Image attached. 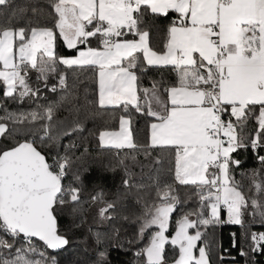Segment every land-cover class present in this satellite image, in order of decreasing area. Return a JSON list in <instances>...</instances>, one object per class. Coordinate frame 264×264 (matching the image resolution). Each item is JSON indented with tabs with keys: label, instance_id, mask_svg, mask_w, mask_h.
Wrapping results in <instances>:
<instances>
[{
	"label": "snow or ice",
	"instance_id": "snow-or-ice-1",
	"mask_svg": "<svg viewBox=\"0 0 264 264\" xmlns=\"http://www.w3.org/2000/svg\"><path fill=\"white\" fill-rule=\"evenodd\" d=\"M9 3L0 0V6ZM50 7L51 26L0 27L3 95L21 102L38 98L41 88L30 82L33 72L54 93L66 86L59 66L94 69L98 107L124 113L118 130L99 133L100 146L166 150L174 158L175 183L189 186L197 199L195 208L181 209L184 201L174 186L157 182L156 200L139 217V236L155 231L137 255L146 257V264H167L165 251L171 246L177 253L172 264H211L204 232L225 222L222 213L227 223L244 226L251 210L252 223L259 216L264 226V184L258 174H252L247 192L233 176L241 163L235 153L264 150V0H50ZM170 14L158 50L148 19ZM93 39L98 46H92ZM58 43L72 55H60ZM148 68L171 69L176 80L144 87L140 73ZM53 76L58 84L49 85ZM131 110L151 118L146 145L133 139ZM55 113L51 105L6 113L0 116V137L31 133L34 126L42 130L41 143L54 141ZM250 121L255 122L251 129ZM79 130L77 123L72 131ZM258 159L264 165V155ZM72 163L67 155L50 163L36 139L0 148V264H57L48 250L64 249L70 241L58 230L55 213L80 199L78 187L63 184ZM114 207H102L101 219H111ZM245 239L252 253L264 254V231L247 232ZM240 254L249 256L244 250ZM100 256L106 264V254Z\"/></svg>",
	"mask_w": 264,
	"mask_h": 264
},
{
	"label": "trees",
	"instance_id": "trees-1",
	"mask_svg": "<svg viewBox=\"0 0 264 264\" xmlns=\"http://www.w3.org/2000/svg\"><path fill=\"white\" fill-rule=\"evenodd\" d=\"M173 16L148 19L151 43L158 50L163 47ZM52 22L50 0H10L9 5L0 6V27H41L51 26ZM92 46H98L97 40L93 39ZM57 51L60 55H72L62 43H58ZM58 70L66 77L64 88L57 87L54 93L49 91L36 80V73L33 72L30 82L33 87L40 86V95L38 98L26 97L22 102L5 97L0 83V116L29 113L49 105L56 107L52 129L54 141L41 143L38 137L42 130L29 126L31 133L23 131L1 137L0 148L11 147L24 139H36L38 148L50 163L66 155L73 161L63 184L65 188L70 185L78 187L80 199L76 203L59 206L55 213L58 230L70 243L59 251L48 250V254L55 258L57 264H102L101 252L106 254V264H146V257L137 253L146 246L155 229H149L141 238L139 217L145 206L156 200L157 182L174 186L177 195L184 201L181 209L196 207L193 190L175 183L174 158L166 150L101 147L99 133L118 130L119 116L124 113L120 109L98 107V83L94 69H67L61 65ZM140 78L144 87L153 82L171 84L176 80L175 73L166 68H148L140 73ZM48 83L58 84V76L50 77ZM130 114L133 139L138 145H146L151 118L135 110H131ZM77 123L82 130L72 131ZM253 127L255 122L250 121L249 128ZM66 131L71 134L65 135ZM234 155L241 163L239 168L233 169V176L246 192L251 188L254 172L264 184V165L258 159V155H264V150L240 149ZM77 174L79 181L75 179ZM125 179L131 181L130 187H125ZM94 196L100 199L93 201ZM107 203L115 206L110 210L111 219H101L99 210ZM250 211L245 213L244 226L227 223L226 215L222 213L224 223L205 229L203 244L207 247L211 264H264V254L252 253L245 239L247 232L264 231V226L258 222L259 216L256 217L257 222L252 223ZM179 214V210L173 214V224ZM35 243L42 244L39 241ZM241 250L248 251L249 256H242ZM176 255L171 246L166 247L167 264H172Z\"/></svg>",
	"mask_w": 264,
	"mask_h": 264
},
{
	"label": "crops",
	"instance_id": "crops-1",
	"mask_svg": "<svg viewBox=\"0 0 264 264\" xmlns=\"http://www.w3.org/2000/svg\"><path fill=\"white\" fill-rule=\"evenodd\" d=\"M97 83H98V77H97ZM98 94H99V88H98ZM226 218H227V213L225 212Z\"/></svg>",
	"mask_w": 264,
	"mask_h": 264
},
{
	"label": "water",
	"instance_id": "water-1",
	"mask_svg": "<svg viewBox=\"0 0 264 264\" xmlns=\"http://www.w3.org/2000/svg\"><path fill=\"white\" fill-rule=\"evenodd\" d=\"M0 138H1V137H0ZM21 142H22V141H21ZM41 243H42V242H41ZM60 250H61V249H60ZM51 251H53V250H51ZM55 251H59V250H55ZM55 251H54V252H55Z\"/></svg>",
	"mask_w": 264,
	"mask_h": 264
}]
</instances>
